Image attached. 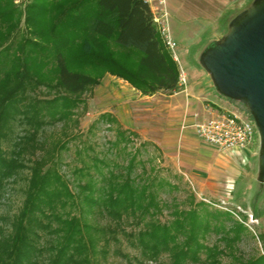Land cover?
Instances as JSON below:
<instances>
[{
    "label": "trees",
    "instance_id": "obj_1",
    "mask_svg": "<svg viewBox=\"0 0 264 264\" xmlns=\"http://www.w3.org/2000/svg\"><path fill=\"white\" fill-rule=\"evenodd\" d=\"M22 26L21 9L13 0H0V196L29 171L10 229L0 224V264H98L97 257L111 251L140 264L164 254L170 264H222L220 255L235 251L245 224L228 211L195 203L192 193L190 206L182 207L174 194L179 186L148 169L138 154L112 167L98 157H90L93 163L83 160L75 169L78 193L55 160L38 164L28 154L31 146L45 142V128L69 118L84 103L81 96L107 73L144 96L182 89L179 64L154 23L151 5L146 0H31ZM42 87L56 95L37 96ZM99 120L116 122L109 112ZM135 136L120 130L112 145L132 143ZM166 187L171 197L162 198L159 191ZM165 209L171 220L160 219ZM95 214L109 222H91L88 217ZM211 232L226 241L225 247L206 242ZM124 242L140 255L124 252ZM237 264H264V255Z\"/></svg>",
    "mask_w": 264,
    "mask_h": 264
},
{
    "label": "rangeland",
    "instance_id": "obj_2",
    "mask_svg": "<svg viewBox=\"0 0 264 264\" xmlns=\"http://www.w3.org/2000/svg\"><path fill=\"white\" fill-rule=\"evenodd\" d=\"M30 1L13 0V4L22 11V27ZM253 2L165 0L171 35L177 43L175 52L187 74V84L181 89L184 91L183 96L171 97L167 93L144 96L126 80L107 73L97 86L81 96L84 103L73 108L69 118L45 128V142L31 146L29 156L38 164L55 160L56 167L72 190L78 193L79 174L75 173V169L83 160L93 163L90 157H98L112 167L115 161L127 163L130 154L136 153L148 169L154 167L156 175L179 186L174 194L178 196L182 207L190 206L188 197L192 193L196 198L195 203L203 201L210 209L228 211L245 224L247 231L235 243V251L232 253L228 250L220 255L222 264H237L239 260L264 255V183L259 178L260 137L249 148L241 150V154L233 150L221 152L200 140L194 126L184 128L180 120L189 116L187 108L191 102L190 95L204 87L206 99L226 108L225 112L236 111L252 117L242 101L230 99L217 90L201 58L210 46L225 37L231 19ZM158 4L159 0H153L151 6ZM192 85L198 89L189 93L188 88ZM36 93L41 98H53L56 95L45 87ZM207 103L201 101L200 105L207 106ZM107 112L115 117L116 122L109 124L99 120L101 114ZM212 117L204 113L201 121ZM124 129L137 133L134 141L122 142L119 147H113L112 142ZM180 130L182 133H179ZM145 142L146 146L141 145ZM4 147L9 148V142ZM207 163L212 166L211 170L204 168ZM141 165L139 163L137 171L142 170ZM28 174V170L23 171L18 180L11 181L7 186L5 193L9 194L0 196V224L7 229H10V218L22 206ZM159 192L162 198L171 197L167 187ZM73 212L79 215V209ZM159 217L163 221L172 218L168 209ZM88 218L99 225L109 222L107 217L96 214ZM226 222L231 224L230 220ZM206 242L218 243L221 247H225L226 243L215 232L207 236ZM122 248L126 253L140 255V249L127 242L122 244ZM202 256L205 258V253ZM97 258L98 264H140L135 260L129 262L113 251L104 259L101 256ZM142 264H170V260L168 254H164L158 261H145Z\"/></svg>",
    "mask_w": 264,
    "mask_h": 264
},
{
    "label": "water",
    "instance_id": "obj_3",
    "mask_svg": "<svg viewBox=\"0 0 264 264\" xmlns=\"http://www.w3.org/2000/svg\"><path fill=\"white\" fill-rule=\"evenodd\" d=\"M201 61L217 90L242 101L254 118L264 183V0H254L234 17L225 37L210 46Z\"/></svg>",
    "mask_w": 264,
    "mask_h": 264
},
{
    "label": "built area",
    "instance_id": "obj_4",
    "mask_svg": "<svg viewBox=\"0 0 264 264\" xmlns=\"http://www.w3.org/2000/svg\"><path fill=\"white\" fill-rule=\"evenodd\" d=\"M146 1L151 5L153 0ZM164 3L165 0H159L158 5L151 6L153 20L165 45L179 64V58L175 52L177 43L171 35ZM179 68V84L183 88L187 84V74L180 64ZM194 130L201 140L216 146L222 152L249 148L259 137L254 118L243 116L236 111L220 113L208 120L199 121L194 124Z\"/></svg>",
    "mask_w": 264,
    "mask_h": 264
},
{
    "label": "crops",
    "instance_id": "obj_5",
    "mask_svg": "<svg viewBox=\"0 0 264 264\" xmlns=\"http://www.w3.org/2000/svg\"><path fill=\"white\" fill-rule=\"evenodd\" d=\"M231 21H232V19H231ZM200 86L201 85H199V87ZM209 86H210V84H209ZM197 89H198L197 87H195V86L192 85V86H190L188 88V92L189 93H192V91H195ZM183 92H184L183 90H180V91L175 92L173 94H170V93L164 92V91H160V92H157V93H159V94H164V93L166 94L167 93L171 97L181 98V96H183V94H184ZM205 95H206V87L199 88V90L197 92H194L193 94L190 95L191 96V99H190L191 102H190L189 107L187 108L188 113H189V116L186 117L185 119H180L181 120V123H183L184 128L186 127L188 129L189 127H193L195 123L201 121V117H202V115H204V113L205 114L208 113V114L213 115V116L218 115L220 113H225L226 108L224 109L221 106H218L217 104H215L213 102H210V100L206 99V96ZM201 101H208L207 106L205 104H201L200 105V102ZM211 105H213V106H211ZM186 132H188V131L186 130ZM179 133H182V130H180ZM212 146H214V145H212ZM214 147L218 151H220L216 146H214ZM233 151H235L236 154H241V150L240 149H235ZM204 168L211 170L212 169V166L209 163H207V167L204 166Z\"/></svg>",
    "mask_w": 264,
    "mask_h": 264
}]
</instances>
